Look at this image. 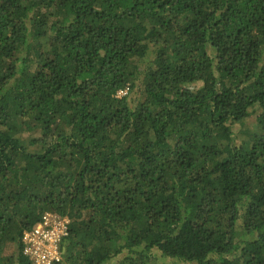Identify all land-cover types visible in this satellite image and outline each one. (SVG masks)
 <instances>
[{
    "label": "trees",
    "instance_id": "16d2710c",
    "mask_svg": "<svg viewBox=\"0 0 264 264\" xmlns=\"http://www.w3.org/2000/svg\"><path fill=\"white\" fill-rule=\"evenodd\" d=\"M48 211L55 264H264V0H0V264Z\"/></svg>",
    "mask_w": 264,
    "mask_h": 264
},
{
    "label": "built area",
    "instance_id": "2783aa9c",
    "mask_svg": "<svg viewBox=\"0 0 264 264\" xmlns=\"http://www.w3.org/2000/svg\"><path fill=\"white\" fill-rule=\"evenodd\" d=\"M130 87L117 91L116 97L126 96ZM72 219L68 215L48 211L31 229L25 231L24 253L32 264H55L62 260L61 243L69 235Z\"/></svg>",
    "mask_w": 264,
    "mask_h": 264
},
{
    "label": "rangeland",
    "instance_id": "374dc122",
    "mask_svg": "<svg viewBox=\"0 0 264 264\" xmlns=\"http://www.w3.org/2000/svg\"><path fill=\"white\" fill-rule=\"evenodd\" d=\"M137 83H138V86H136ZM137 83L132 88V90L129 92L128 97H129L131 102L138 101L142 96V90L140 87V84H141L140 80H137ZM255 118H256V114H253L248 120H246V122L244 123V126L242 124H236L234 126L235 132H238L239 130H241V128H244L245 125H247V126L252 125L255 121ZM26 134H28V132ZM118 261H119L118 259L113 260L114 263H117ZM158 264H184V263L177 261L175 259L165 258V257H162L159 255L158 256Z\"/></svg>",
    "mask_w": 264,
    "mask_h": 264
}]
</instances>
